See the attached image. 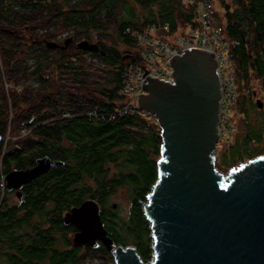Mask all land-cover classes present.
Instances as JSON below:
<instances>
[{"label": "trees", "instance_id": "trees-1", "mask_svg": "<svg viewBox=\"0 0 264 264\" xmlns=\"http://www.w3.org/2000/svg\"><path fill=\"white\" fill-rule=\"evenodd\" d=\"M182 2L0 0V183L11 171L31 169L46 156L65 164L24 186L21 200L16 192L0 194V264L113 260L101 243L95 248L75 244L77 229L65 222L71 209L89 200L98 202L116 244L135 247L146 263L152 260L150 224L142 203L158 179L162 141L157 121L143 112L116 119L87 114H107L124 100L118 91L125 68L143 63L135 32L168 26L166 35L171 36L182 22L198 28L195 10ZM236 3L233 11L226 7L227 23L219 31L237 43L230 47L239 94L234 108L246 126L222 150L221 167L256 157L264 137V127L248 124L249 111L256 108L252 92L241 94L251 73L264 87V0ZM110 38L117 42L105 44ZM68 40L72 44L66 50L46 46H64ZM84 41L98 45L99 52L73 49ZM7 83L12 85L9 92ZM23 131V138L6 140ZM120 190L130 201L126 217L109 204Z\"/></svg>", "mask_w": 264, "mask_h": 264}, {"label": "water", "instance_id": "water-1", "mask_svg": "<svg viewBox=\"0 0 264 264\" xmlns=\"http://www.w3.org/2000/svg\"><path fill=\"white\" fill-rule=\"evenodd\" d=\"M47 42L49 48L68 49ZM77 48L99 52L87 41ZM172 80L148 77L140 108L155 116L161 130L158 179L142 203L150 224L152 260L144 262L133 246L116 244L105 228L97 201L66 215L77 233L74 243L103 244L115 264H264V155L231 168H217L222 84L216 55L191 49L171 61ZM149 74L144 68V78ZM262 108L260 100L257 101ZM2 138L0 136V144ZM61 161L46 156L27 170H13L0 191L16 192ZM116 208V204H113Z\"/></svg>", "mask_w": 264, "mask_h": 264}, {"label": "built area", "instance_id": "built-area-1", "mask_svg": "<svg viewBox=\"0 0 264 264\" xmlns=\"http://www.w3.org/2000/svg\"><path fill=\"white\" fill-rule=\"evenodd\" d=\"M163 29L168 30V26H165ZM202 29L200 30V35L191 37L192 39L190 37H180L182 39L176 45H171L166 41L156 43L150 37V33L157 31L153 28H149L142 33L135 32L134 34L138 40V46L141 48L144 46V48L141 49L143 63L131 64L125 68L123 83L118 91V95L123 97L124 100L112 112L99 114L98 110H92L88 112L87 116L102 119H116L119 116L128 114L133 115L140 112L147 113L140 108L139 104L140 97L146 94L144 89L145 80L150 76L152 78L170 81L172 80L173 73L171 61L174 57L180 56L185 51L191 49L208 50L213 52L218 59L219 75L222 84V99L218 124L219 141L214 153L216 160L220 159L222 147H229L231 145L234 132L236 131V129L232 127L230 119H232V108H234L239 94L234 73L229 74V71L225 68L227 60L224 51L227 53L228 60L232 59L230 46H237V43L233 41L231 44L222 40L221 33L219 31V34L215 32L212 26L209 27L208 30ZM153 44L155 46H153ZM144 68H146L149 73L145 78ZM149 115L155 118L154 115ZM65 116L68 117L69 115L65 114Z\"/></svg>", "mask_w": 264, "mask_h": 264}, {"label": "rangeland", "instance_id": "rangeland-1", "mask_svg": "<svg viewBox=\"0 0 264 264\" xmlns=\"http://www.w3.org/2000/svg\"><path fill=\"white\" fill-rule=\"evenodd\" d=\"M186 7V9H190V8H193L195 10V14H196V22H198L199 25L198 28H196V31L195 28H193L192 26L190 25H187V24H184L183 22L179 24V28H178V31L174 34V35H171V36H167V32L168 30L166 29H163L162 31L160 30H157L153 33H150V37L152 40H154L156 43L160 42V41H166L168 43H170L171 45H176L179 43V41L182 39L180 37H194V36H197V35H200V30L202 28L204 29H207L209 27H213L214 28V31L217 32L219 34V30L220 28H222L223 26H226V23H227V19H226V7H230L231 10L233 11L236 6H237V3H236V0H183L182 2ZM211 25V26H210ZM203 30V29H202ZM219 31V32H218ZM165 33V37L164 38V33ZM194 32V33H193ZM162 34V35H161ZM222 35V40L224 41H227L229 43H233V41H229L228 39H225V37ZM253 38V36H251ZM67 38V37H66ZM192 39V38H191ZM114 42L112 41V39H105V44L107 45H112V44H115V41L117 42V40L115 38H113ZM61 43L64 42V41H60ZM153 46H155L153 44ZM232 47V46H230ZM77 47L75 46L73 49H76ZM119 50L124 53L125 52V47L120 45L119 47ZM144 46H142V48L140 47V50L143 49ZM72 52H75L72 50ZM224 54L226 56V60H227V65H225V68L229 71L228 73L231 74V73H234V68H235V64L234 62L232 61V59H229L228 60V57H227V53L226 51H224ZM83 57H85L83 55ZM88 60V62H93L92 64H95L94 63L95 61L91 58V57H86ZM0 61L2 63V66H3V60L2 58L0 57ZM0 63V64H1ZM226 70V71H227ZM251 77H250V82H249V85L248 86H244L243 90H241V94L243 96H248V93L249 91L250 92H255L254 96L250 95V98H252L253 100V103L256 105V108L254 110H250L249 111V115H248V124L250 125H253V126H256L257 128H260V127H264V87H263V81L257 77H255L254 73L250 74ZM6 91L9 92V90L12 88L10 84H6ZM260 100V102L262 103V108L260 109L258 104H257V101ZM64 117H66L64 115ZM232 119L231 120V124H232V127H234L236 129V131L234 132V135H233V138H232V142L231 144L234 142V140L236 139L237 136H241L244 129H245V119L243 117V115L237 113V110L235 108H232ZM19 134H22V135H19L17 136L16 138H12L11 136H7L6 140L9 141V140H15V139H18V138H23L24 136H26V132H20ZM262 151L258 154H256L255 156L258 157V156H261V155H264V137H263V142L258 145ZM9 148V147H6V149ZM227 147H222L221 150L225 149ZM5 149V150H6ZM222 152V151H221ZM255 158V157H254ZM250 160V159H248ZM247 159L244 161H248ZM217 168L222 171L223 173L227 174L228 171L231 169V168H234V167H237L240 163H237L235 166L233 167H225V166H222V159H217ZM243 163V162H242ZM5 192L6 190H2L0 191V194L2 196L5 195ZM110 205H113V204H116V208L119 207V215L121 217H126L127 214H128V209H129V205H130V201L128 199V194L125 190H120L118 191L117 193L113 194L110 198V202H109ZM115 208V209H116ZM143 208V206H142ZM78 232V231H77ZM75 236L72 235V239L74 240ZM84 264H115V261L114 259L111 260L110 258H101V257H96V258H93L91 260H88L86 263Z\"/></svg>", "mask_w": 264, "mask_h": 264}]
</instances>
